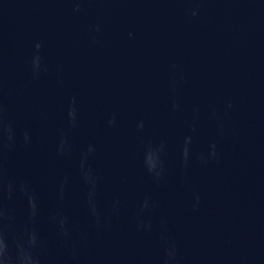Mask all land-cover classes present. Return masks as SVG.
Returning a JSON list of instances; mask_svg holds the SVG:
<instances>
[{"label":"water","instance_id":"1","mask_svg":"<svg viewBox=\"0 0 264 264\" xmlns=\"http://www.w3.org/2000/svg\"><path fill=\"white\" fill-rule=\"evenodd\" d=\"M0 264H264V0H0Z\"/></svg>","mask_w":264,"mask_h":264}]
</instances>
